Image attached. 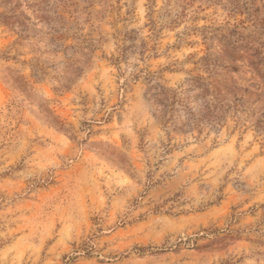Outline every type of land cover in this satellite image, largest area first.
<instances>
[{"label":"rangeland","instance_id":"obj_1","mask_svg":"<svg viewBox=\"0 0 264 264\" xmlns=\"http://www.w3.org/2000/svg\"><path fill=\"white\" fill-rule=\"evenodd\" d=\"M73 1L79 22L65 16L94 42L70 86L73 50L0 23V264H264V134L243 114L219 134L168 133L133 79L176 87L224 39L264 45V0ZM133 30L149 51L116 64ZM235 59L243 86L263 83L250 53Z\"/></svg>","mask_w":264,"mask_h":264},{"label":"trees","instance_id":"obj_2","mask_svg":"<svg viewBox=\"0 0 264 264\" xmlns=\"http://www.w3.org/2000/svg\"><path fill=\"white\" fill-rule=\"evenodd\" d=\"M1 5L4 12L0 14V23L9 27L20 40L42 39L46 41L44 47L52 51L73 50L65 64L64 85H73L91 68L94 39L91 35L83 36L79 33L82 31L81 25L73 29L70 19L65 16L73 15L79 22L75 16L78 5L73 0H2ZM72 30L75 33L70 35ZM136 35L138 33L134 30L125 33L124 42L133 45L127 47L124 43L121 56L115 60L116 64L121 63L128 50H139L141 56L148 53L147 42L135 45L138 40ZM70 38L81 41L78 49L66 45L65 41ZM241 41L236 44L224 39L221 51H208L198 62L203 72L189 74L176 87L164 83L158 73L147 68L134 75L133 79L137 80L144 74L145 98L151 114L166 132L196 135L197 138L212 132L219 134L230 117L243 114L252 119L259 134H264V45L259 42L249 47L245 43L246 39ZM242 51L250 53L252 60L247 67L253 75L263 79L261 85L250 83L243 86L234 77V74L242 72V67L229 64L235 63V57ZM11 85L26 93L27 88L21 82L14 81Z\"/></svg>","mask_w":264,"mask_h":264}]
</instances>
